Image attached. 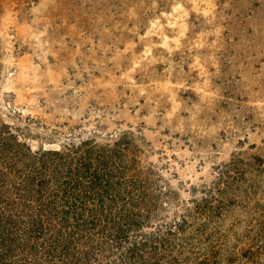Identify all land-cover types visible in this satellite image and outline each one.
Returning <instances> with one entry per match:
<instances>
[{"label": "rangeland", "instance_id": "obj_1", "mask_svg": "<svg viewBox=\"0 0 264 264\" xmlns=\"http://www.w3.org/2000/svg\"><path fill=\"white\" fill-rule=\"evenodd\" d=\"M46 7L0 0V264H264V0Z\"/></svg>", "mask_w": 264, "mask_h": 264}, {"label": "trees", "instance_id": "obj_2", "mask_svg": "<svg viewBox=\"0 0 264 264\" xmlns=\"http://www.w3.org/2000/svg\"><path fill=\"white\" fill-rule=\"evenodd\" d=\"M58 225V227L55 225L51 227V233L54 237L52 242L55 244L49 247V253L52 259L57 258V261L62 263L64 260L63 252L69 253L71 250H76L78 244L82 242L83 234L80 232L79 224L76 221H73L72 224L62 221Z\"/></svg>", "mask_w": 264, "mask_h": 264}, {"label": "bare ground", "instance_id": "obj_3", "mask_svg": "<svg viewBox=\"0 0 264 264\" xmlns=\"http://www.w3.org/2000/svg\"><path fill=\"white\" fill-rule=\"evenodd\" d=\"M48 1L49 0H41V6H43V8L44 7H46L47 6V3H48ZM52 3V2H51ZM40 5V4H39ZM51 6V5H50ZM59 7V6H58ZM57 7V8H58ZM42 8V7H41ZM46 8H48V7H46ZM50 8V7H49ZM57 8H55V10L57 9ZM49 10V9H48ZM46 11V10H45ZM59 11V10H58ZM50 12V11H49ZM50 13H52V12H50ZM27 71V70H26Z\"/></svg>", "mask_w": 264, "mask_h": 264}]
</instances>
